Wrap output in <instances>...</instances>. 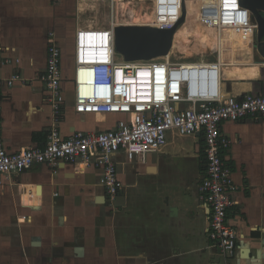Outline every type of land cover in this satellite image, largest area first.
I'll use <instances>...</instances> for the list:
<instances>
[{
	"label": "crops",
	"instance_id": "0c3cea01",
	"mask_svg": "<svg viewBox=\"0 0 264 264\" xmlns=\"http://www.w3.org/2000/svg\"><path fill=\"white\" fill-rule=\"evenodd\" d=\"M89 2L93 1L0 0V75L18 72L23 78L0 92L3 139L9 151L43 146L55 126L42 81L50 35L63 50L66 103L58 122L62 134L106 130L124 117L74 110L67 65L75 61V15ZM199 3L192 21L199 27L183 24L165 58L177 46L187 51L186 43L195 36L205 49L222 47L223 94L264 93V59L256 49L257 26L248 21L249 12H241L242 23L236 28H215L200 23L208 11L213 20L214 5ZM60 30L71 36L70 49L57 37ZM6 58L12 62L4 64ZM222 132L232 140L225 156L239 187L230 213L240 235L234 257L211 246L208 238L198 196L204 175L203 139L194 136L195 146L187 149L181 139L192 136L169 133L167 145L144 160H127L123 153L115 156L124 188L114 199L99 183L100 169L84 162L36 165L3 175L0 264H264V116L226 122ZM144 195L150 202L134 200Z\"/></svg>",
	"mask_w": 264,
	"mask_h": 264
},
{
	"label": "built area",
	"instance_id": "2783aa9c",
	"mask_svg": "<svg viewBox=\"0 0 264 264\" xmlns=\"http://www.w3.org/2000/svg\"><path fill=\"white\" fill-rule=\"evenodd\" d=\"M99 1L114 4V0ZM166 1L160 0L166 8H174L175 5L169 3L171 0ZM207 1L215 7L212 21L217 27L236 28L241 25V12L247 10L241 6V0ZM202 16L210 18V13ZM170 24L153 26L169 27ZM104 34L109 37L110 31H77L74 110L79 114H123L124 117L106 130H77L68 136L62 134L58 122L66 103L62 85L63 50L50 35L42 81L53 110L55 126L49 131L43 146L11 152L3 139L0 114V178L20 174L36 165L84 162L100 169L99 183L114 199L123 189L115 160L118 153H123L127 160H144L148 154L167 145L169 133L200 136L204 142V175L198 186V196L207 218L208 238L211 246L227 257H234L240 235L230 221V213L236 206L234 195L239 187L225 156L232 140L224 136L222 125L264 116V93L223 94L222 47L180 60L176 55L172 58V54L161 60L125 61L116 58L112 43L113 51L104 56H92L94 49L101 46ZM212 56L215 57L212 59ZM15 61L19 62L18 59ZM11 62L9 58L4 60V64ZM21 80L23 78L18 72L0 75V92Z\"/></svg>",
	"mask_w": 264,
	"mask_h": 264
},
{
	"label": "rangeland",
	"instance_id": "374dc122",
	"mask_svg": "<svg viewBox=\"0 0 264 264\" xmlns=\"http://www.w3.org/2000/svg\"><path fill=\"white\" fill-rule=\"evenodd\" d=\"M91 1V0H90ZM93 2H89L90 4L89 7L86 6L85 11L82 13H78L75 16V22L77 23L78 30H95V31H102L104 33L109 32L111 28V21L112 19L115 20V24H122V23H145V22H151L156 25H163L166 22H169V20L172 19L171 14L167 11L174 10L173 7L166 8L167 6H164L160 0H114V4L112 2H105V1H99V0H92ZM166 1V0H162ZM200 0H187L188 8L191 10H194L196 12H199L200 10ZM159 5H163L162 8V13H159ZM85 7V6H84ZM165 7V8H164ZM165 14L163 15V10H165ZM209 12V11H208ZM115 13V14H114ZM176 13V12H175ZM115 15V16H114ZM160 16V17H159ZM164 17L163 19H161ZM193 17V16H192ZM192 22V21H188ZM188 22L184 23L185 26H190L191 28H198L197 23L192 24H187ZM253 22L255 23L254 19ZM202 25L206 26H213L217 27L214 23V21L209 20V17L204 18L203 20L200 21ZM81 24V27H80ZM182 25V26H184ZM112 29V28H111ZM51 29H47V32L50 34ZM77 30V31H78ZM77 31L75 32L74 36V45L76 47V37H77ZM177 36V35H176ZM59 40H61L62 44H65L64 46H67V48L70 49V35H66L65 32H62L60 30L58 32ZM69 37V38H68ZM111 32L110 36L104 34L102 36V43L101 46L91 50L93 51L92 56H104L108 52L111 51L112 43H111ZM72 45V43H71ZM223 47H229V46H223ZM68 49V50H69ZM185 49L187 51L182 50L179 46L174 51V54L172 55V58L180 60L181 56H186V58L202 54V53H210L213 52V49H210L207 47L206 49L202 47L199 39H197L195 36L191 37L190 42L186 43ZM67 50V51H68ZM182 52V53H181ZM189 53V54H188ZM116 54V58L118 60H122V56L119 55L118 53ZM68 68H67V73L69 76H71V79L74 78V71H75V61H68ZM68 91L70 92V86L68 85ZM71 91H72V86H71ZM118 116H122L121 114H118ZM179 136V135H178ZM191 138L188 139L187 141L183 140L186 138L181 139V142L185 143L186 148H193L195 146V135H189ZM179 137H184V136H179ZM187 137V136H186ZM180 139V138H179ZM123 183V182H122ZM139 186H142V183L140 181ZM124 188V184H123ZM121 195V197L125 196V191ZM108 196V195H107ZM146 195L135 198L134 200L138 199L137 202L141 203H148L150 202V198ZM109 197V196H108Z\"/></svg>",
	"mask_w": 264,
	"mask_h": 264
},
{
	"label": "water",
	"instance_id": "95a60500",
	"mask_svg": "<svg viewBox=\"0 0 264 264\" xmlns=\"http://www.w3.org/2000/svg\"><path fill=\"white\" fill-rule=\"evenodd\" d=\"M240 4L257 24L256 49L264 59V0H241ZM186 0L181 2V14L169 27L142 24L114 26V48L125 61H145L167 56L174 35L187 18Z\"/></svg>",
	"mask_w": 264,
	"mask_h": 264
},
{
	"label": "bare ground",
	"instance_id": "6f19581e",
	"mask_svg": "<svg viewBox=\"0 0 264 264\" xmlns=\"http://www.w3.org/2000/svg\"><path fill=\"white\" fill-rule=\"evenodd\" d=\"M165 2H167V1H163V3H165ZM162 3V2H161ZM169 3H173L175 6H174V10H176L175 12L174 11H172L171 9L170 10H168L167 9V11L171 14V16H172V19L171 20H169V22H166L167 24H170L171 22H174L175 21V19L177 18V14H181V0H175V1H170ZM186 8H187V11H188V13H187V18H186V20H185V22L184 23H186V22H188V21H193L195 18H196V12L194 11V10H191V9H189L188 8V4H187V2H186ZM159 7H161L160 5H159ZM115 14V13H114ZM115 16V15H114ZM193 16V17H192ZM160 17V16H159ZM164 17H162L161 19H163ZM183 23V24H184ZM122 24H142V25H156V24H153V23H151V22H145V23H122ZM182 24V25H183ZM116 25H119V24H115V20L114 19H112V21H111V28H114V26H116ZM164 25V24H163ZM181 25V26H182ZM181 26H179L178 27V29L181 27ZM256 26H257V24H256ZM258 27V26H257ZM110 28V32H111V43H113V33H112V29ZM178 29H177V31H178ZM176 31V32H177ZM176 34V33H175ZM174 43H175V35H174V40H173V45H172V48H173V46H174ZM112 48V47H111ZM172 50V49H171ZM111 51H113V48L111 49ZM171 52V51H170ZM170 54V53H169ZM168 54V55H169ZM167 55V56H168ZM167 56H162V57H158V58H155V60H161V59H167V58H165V57H167Z\"/></svg>",
	"mask_w": 264,
	"mask_h": 264
},
{
	"label": "flooded vegetation",
	"instance_id": "af4514ba",
	"mask_svg": "<svg viewBox=\"0 0 264 264\" xmlns=\"http://www.w3.org/2000/svg\"><path fill=\"white\" fill-rule=\"evenodd\" d=\"M171 1H175V0H171Z\"/></svg>",
	"mask_w": 264,
	"mask_h": 264
}]
</instances>
